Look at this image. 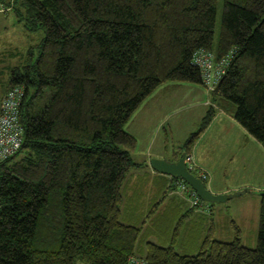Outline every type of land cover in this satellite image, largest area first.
<instances>
[{
	"label": "trees",
	"instance_id": "16d2710c",
	"mask_svg": "<svg viewBox=\"0 0 264 264\" xmlns=\"http://www.w3.org/2000/svg\"><path fill=\"white\" fill-rule=\"evenodd\" d=\"M17 1L0 3L45 39L6 90L25 88V143L0 165V264H264V193L255 249L235 229L232 242L211 232L198 255L182 256L175 241L141 247V229L122 220L137 167L126 126L162 86L203 87L197 51L234 53L213 101L264 148V0H225L216 52L219 0H23L21 11ZM215 115L210 108L181 156Z\"/></svg>",
	"mask_w": 264,
	"mask_h": 264
},
{
	"label": "rangeland",
	"instance_id": "374dc122",
	"mask_svg": "<svg viewBox=\"0 0 264 264\" xmlns=\"http://www.w3.org/2000/svg\"><path fill=\"white\" fill-rule=\"evenodd\" d=\"M16 1L6 0V3L14 5ZM22 2L23 0H18L16 4V8L20 11ZM224 10L225 0H219L214 52L218 46ZM44 39L43 31L28 33L19 23L16 11L10 10L5 14H0V100L3 90L5 91L9 84L12 70L27 66L31 49H33L36 60L38 47ZM161 88L152 96H156L155 102L161 106V111L153 114L147 110L150 109V106L155 107V104L151 103L148 108H145L148 99L132 118V121L135 122L134 128L137 127L135 134H139L137 148L133 152L134 156L137 150L141 149L143 152L141 158H146L145 150L149 145L148 140L152 139L159 145L166 143L169 153L167 156L174 152L176 154L174 159L177 162L182 157V147L189 138L199 133L203 121L206 119L207 111L211 107L216 113H225L232 119L228 112L220 110L214 104L212 93L205 94L207 91L201 86L168 83ZM34 90L31 88L32 93ZM215 119L198 138L195 149L190 153L196 166L195 171L198 172L199 169L200 174L205 175L207 180L210 179L211 174L208 171L204 168H197L196 158L198 157L199 162L212 161L218 185H225L231 190L249 189L251 193L235 198L226 204L215 205L217 207L216 228L215 231L209 232H213L215 240L232 242L236 238L235 229H238L242 244L246 248L255 249L260 227L261 194L264 193V149L259 148L256 140L246 134L241 126L233 124L230 119L221 120L219 124L215 122ZM249 137L252 138V141ZM249 141H251L250 144ZM171 189L170 193L175 192L174 186ZM234 192L238 191H230L229 194ZM176 196L189 200V197L183 194H176ZM132 211L134 210L132 209ZM169 215L167 213L155 222L151 221L147 224L144 235L140 239L141 244H145L150 239L151 233L154 235L158 231L163 234L165 239L169 237V233L170 236L175 235L179 230V223H176L178 217L171 211ZM214 232L217 233L216 237ZM188 254L193 256L196 254V250H192Z\"/></svg>",
	"mask_w": 264,
	"mask_h": 264
},
{
	"label": "crops",
	"instance_id": "0c3cea01",
	"mask_svg": "<svg viewBox=\"0 0 264 264\" xmlns=\"http://www.w3.org/2000/svg\"><path fill=\"white\" fill-rule=\"evenodd\" d=\"M6 90L7 88L5 89V91L3 90V93L1 95L0 110ZM205 94L210 95L211 93L209 94L208 92H206ZM155 98L156 96L150 98L145 107L148 108L151 103L155 104L154 108L150 106V109H147L150 110L153 114L159 113L158 111H161V106L156 104ZM215 118V122L217 124H219L221 120H227V118L230 119L233 124H238L233 117L231 119L225 113L218 114L217 112ZM134 123V121H130L127 127V132L137 140L139 139V134H135V132L137 133V127L134 128ZM238 126L240 125L238 124ZM250 140L252 141V138H250ZM148 141L149 145L145 150L146 158H141V155L143 154V152H141V149H139V151L137 150L135 156L133 155L137 167L132 170L123 188L124 201L122 205V220L128 226H133L141 229V237H143L145 228L148 223H150L151 221L155 222L159 218L164 217L167 213L169 215V212L171 211L178 217V221H176V223H179V230L176 231L174 236H170L169 233V237H167V239L163 237V234L160 231L154 233V235L151 233L149 237L150 239H148L146 243H155L162 247H169L175 241V249L180 255L189 256L188 253L192 250H196V254L198 255L201 251L204 241L210 233L209 231H215L217 207L214 206L210 209L207 205H205L204 210H207L208 213L203 212L197 207H194L190 199L188 200L183 197L177 198L175 192L170 193V190L172 191L171 187H173L175 183H173L171 178L161 176L153 171V169L150 167V161L152 159H159L175 162L174 158L176 154L173 152V154L167 156L169 153L166 143H161V145H159L152 139ZM251 141H249V144L251 143ZM255 142L259 145V148H263L257 141ZM196 150L195 153H197ZM196 162L198 165L197 168H204L211 174V178H208L205 183L207 188L214 195H227L230 193V191H239V189L231 190L230 187L222 184L218 185L216 178L217 176L214 173L215 170H213L214 165L212 164V161L199 162L197 157ZM132 209L134 211H132ZM214 233L216 237L217 233ZM175 236L176 240H174ZM139 244H141V241H139ZM140 246L143 247L144 243ZM196 254H194L193 256H196Z\"/></svg>",
	"mask_w": 264,
	"mask_h": 264
},
{
	"label": "built area",
	"instance_id": "2783aa9c",
	"mask_svg": "<svg viewBox=\"0 0 264 264\" xmlns=\"http://www.w3.org/2000/svg\"><path fill=\"white\" fill-rule=\"evenodd\" d=\"M8 10L0 3V14H5ZM234 53L224 59L218 60L213 52L199 50L194 55L193 65L200 70L203 79V88L212 93L216 90L220 81L225 77L232 61ZM26 92L24 87H15L9 90L2 101L0 110V165L14 158L22 150L25 143V131L20 121L21 107L25 100ZM187 166L192 173H195V163L191 155L187 156ZM199 174V178L204 182L206 176ZM176 194H183L189 197L194 207L203 212L204 203L197 197L196 193L184 182L177 181L174 184ZM130 264H148L140 258H132Z\"/></svg>",
	"mask_w": 264,
	"mask_h": 264
},
{
	"label": "water",
	"instance_id": "95a60500",
	"mask_svg": "<svg viewBox=\"0 0 264 264\" xmlns=\"http://www.w3.org/2000/svg\"><path fill=\"white\" fill-rule=\"evenodd\" d=\"M224 78L218 84L215 92L219 93ZM150 167L157 174L169 177L172 180L182 181L188 185L201 200L202 203L209 205H222L230 202L231 200L251 193V190L246 189L243 191L234 192L227 195H214L206 186V183L196 177L187 166V154L183 153L182 157L177 162L168 160L152 159Z\"/></svg>",
	"mask_w": 264,
	"mask_h": 264
}]
</instances>
